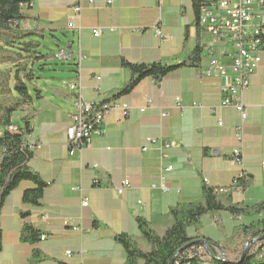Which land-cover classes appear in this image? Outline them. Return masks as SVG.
<instances>
[{"label": "crops", "instance_id": "obj_1", "mask_svg": "<svg viewBox=\"0 0 264 264\" xmlns=\"http://www.w3.org/2000/svg\"><path fill=\"white\" fill-rule=\"evenodd\" d=\"M76 6L81 8L79 18H75ZM24 13L25 24L31 28L23 27L24 33H63L68 44L58 52L65 50L74 58L66 62L60 78L40 88L41 99L13 115L12 131L24 130L22 119L28 116L26 139L33 150L29 164L48 185L42 205L30 207L27 218L21 215L22 197L35 186L33 182H21L6 199L0 211V264H31L34 251L40 253L36 264H126L127 253L118 236L140 238L139 217L157 231L162 227L163 232L169 209L200 201L204 186L226 187L237 180L243 193L230 194L234 203L248 206L264 201V51L244 94L243 161L233 164L239 145L235 133L242 116L233 107H221L222 79L203 73L212 57L205 47L213 45L222 62L230 64L231 60L221 56L226 44L214 43L210 33L197 25L193 0H118L113 4L107 0H35ZM72 21L73 27H68ZM98 27L105 33L97 37L92 31ZM109 27L117 30L111 32ZM158 30L168 39L158 37ZM199 40L204 47L199 67L178 68L162 81L143 80L132 93L116 99L131 107L129 114L111 110L104 121L106 133L84 144L80 153L70 154L68 114L75 111L76 94L69 82L81 76L83 97L102 103L130 81L124 61L180 64ZM176 97H181L182 108L177 107ZM147 98H152L153 106L141 112ZM199 103L203 106L195 105ZM149 137L158 142L149 143ZM168 166L173 169L165 170ZM125 182L128 185L119 193ZM85 199L87 206L82 204ZM259 217L264 218V213ZM242 221L249 222L229 211L211 213L192 234L219 255L242 246L244 234L235 238L232 234ZM25 222L45 238L23 241ZM229 239H233L231 244ZM247 242L248 237L244 246Z\"/></svg>", "mask_w": 264, "mask_h": 264}, {"label": "trees", "instance_id": "obj_2", "mask_svg": "<svg viewBox=\"0 0 264 264\" xmlns=\"http://www.w3.org/2000/svg\"><path fill=\"white\" fill-rule=\"evenodd\" d=\"M34 1L0 0V32L12 38L11 42H16L15 40L19 42L26 35H32V33H24L22 28L27 17L24 11L30 9ZM200 4L201 0H193L198 26ZM21 43L27 45V49H25L27 52H32L31 48L40 46L38 42L34 41ZM11 47L15 48V45L11 44ZM203 48L199 40L189 56L180 64L168 65L160 62L147 64L124 61L122 65L128 68L131 73L130 81L118 95L99 103L97 109H101L102 105L108 101L129 95L145 79L151 78L162 81L178 68L199 67L203 59ZM7 50L13 51V49ZM42 57L44 59L54 58L55 54H46ZM25 71L26 68H24ZM20 72L21 69L17 68L13 89L10 90L5 81L4 85L0 84V95L9 92L14 98L0 103V211L8 196L21 182L31 181L35 186L26 189L22 197L24 208L21 210V215L23 218H27L31 214L30 207L36 208L42 205L48 183L33 171L29 164L33 150L26 139V134L29 131L28 116L22 119L25 123L24 130L11 131L10 129L15 112L21 110L24 105L34 99L42 98V92L39 88H34L35 94L30 92L28 84L21 78ZM29 79H34V77ZM213 188L204 186L202 199L199 202L182 204L169 209L165 214L168 221L162 233H159L146 219L139 217L137 221L141 232L140 238H133L127 234L118 236V242L127 253L126 264H170L180 249L199 239L198 236L192 234L195 225L206 215L221 211H229L235 218L246 217L249 222L238 223L234 231L236 236L243 233L245 237H248V242H254L251 243L250 250L242 261H240L242 254L235 260H225V257L214 255L210 251L209 264H264V240H261L264 236V218L259 217V214L264 213V201L254 205L240 206V204L233 202L230 194L218 193ZM41 237L42 232L38 228L29 222L24 223L21 231L23 241L35 243ZM142 242L147 248H144ZM194 247L195 245L190 246L180 252L173 264L199 263L198 257L187 258L184 254L185 251ZM39 257V251H34L31 264H36L40 260Z\"/></svg>", "mask_w": 264, "mask_h": 264}, {"label": "built area", "instance_id": "obj_3", "mask_svg": "<svg viewBox=\"0 0 264 264\" xmlns=\"http://www.w3.org/2000/svg\"><path fill=\"white\" fill-rule=\"evenodd\" d=\"M94 0H90L93 3ZM118 0H107L108 4H113ZM79 6L74 7L75 18L80 17ZM74 22L68 24L73 27ZM26 26V24H25ZM199 26L210 33L215 43H223L226 46L221 52V56L228 57L231 62L226 64L221 61L220 56L215 55L213 45H207L208 53L212 55L208 64L205 66L203 73L206 76H219L222 79L221 90L223 100L221 107H233L241 113L242 122L236 128V138L239 145L234 149L231 162L233 164L242 163L243 161V141H244V121L247 118V109L244 103L245 91L250 87V77L261 61V53L264 51V0H201L199 11ZM111 32L116 31L115 27H109ZM94 36H102L105 33L103 27H98L92 31ZM156 35L162 40L168 39L161 32L156 31ZM79 59H83L81 50H79ZM57 58L66 62L74 58L73 53L61 50ZM69 89L76 94L75 111L68 114L69 125L67 127L68 145L70 154L74 155L82 151L84 144L89 145L94 137L102 136L106 133L104 121L107 114L114 109H120L127 116L130 106L126 102L118 100L108 101L104 103L101 109H97L99 103L86 100L82 95L83 85L81 76L76 80L68 83ZM147 106L140 110L144 112L147 107L153 106L152 98H147ZM176 105L182 108L181 97H176ZM202 107L201 103L195 104ZM166 113H162L165 116ZM223 126V121L218 123ZM11 129V128H10ZM12 131V130H11ZM147 141L155 145L158 140L149 137ZM166 146H169L168 144ZM149 147H143L147 150ZM162 144L159 149L162 150ZM214 154H217L215 151ZM264 170V163L262 165ZM172 166H168L165 170H172ZM207 182V180H205ZM125 185L118 188V192L122 193ZM164 189V186L161 185ZM214 190H222V194L243 193L241 186L236 180L231 186L214 187ZM141 203V201L139 202ZM83 206L89 204L88 199L83 201ZM45 236H42L44 239ZM207 246H197L184 252L187 258H199L197 264H209L210 250ZM207 249V251H206ZM70 254V252H67ZM219 254H225L221 252ZM226 255V254H225ZM180 264V263H178ZM190 264V263H187Z\"/></svg>", "mask_w": 264, "mask_h": 264}, {"label": "rangeland", "instance_id": "obj_4", "mask_svg": "<svg viewBox=\"0 0 264 264\" xmlns=\"http://www.w3.org/2000/svg\"><path fill=\"white\" fill-rule=\"evenodd\" d=\"M25 28H27L26 30H31V28H28V25L25 26L24 24V29ZM11 39L12 38L8 37L6 34L0 32V84L4 85V83L7 82V85L9 86L10 90L13 89L14 77L17 68L21 69V78L26 81L32 94H35L34 88L43 89L45 86L49 85L50 81L53 80V78H60L59 75L61 74V70L66 69V67H64L66 65L65 60L57 57L49 59H44L42 57L46 54L57 55L59 53L58 51L60 48L67 46L68 40L65 38L63 33H60L58 35L56 33L47 32V34L43 36H39L37 34L26 35L23 39L25 42L34 41L40 44L39 47L31 48L32 52H27L25 50L27 49V45L21 43L24 42L23 40H20L19 42H17V40H15L16 42H11ZM11 44H14L15 48H12ZM7 49H13V51H8ZM24 68H26L25 72ZM32 76L34 77V79L30 80L29 78H32ZM12 99H14L13 95L9 92L0 95V103ZM218 213L219 212H214L212 214L217 215ZM199 223L195 226L199 227ZM158 231L161 233L162 227H159ZM223 232L228 234V236H230L231 234L228 230L225 231L223 229ZM232 234L235 238L236 232ZM246 239L247 237H244L242 239V246L239 249L238 246L237 249L235 248L236 246L227 249L225 251V260H235L237 257H239L246 247L244 246V242ZM232 241L233 239H229L230 244L232 243ZM142 245L144 246V248H147L143 242ZM249 247H251V244ZM235 254L236 256L233 257Z\"/></svg>", "mask_w": 264, "mask_h": 264}, {"label": "water", "instance_id": "obj_5", "mask_svg": "<svg viewBox=\"0 0 264 264\" xmlns=\"http://www.w3.org/2000/svg\"><path fill=\"white\" fill-rule=\"evenodd\" d=\"M261 240H264V236L261 238ZM252 242H254V241H250V242L247 243V245H246V247H245V249H244V251H243V253H242V255H241V259H240V261H242V260L246 257V255H247V253H248V251H249V248H250L249 246H250V244H251ZM194 244H202V245H204V246H207V243H206L205 241H202V240L191 242V243H189L188 245H186L185 247H183L182 249H180V250L177 252V254H176V255L173 257V259L171 260L170 264H173V263L175 262L176 257L179 255L180 252H182L184 249H186V248H188V247H190V246H192V245H194Z\"/></svg>", "mask_w": 264, "mask_h": 264}, {"label": "bare ground", "instance_id": "obj_6", "mask_svg": "<svg viewBox=\"0 0 264 264\" xmlns=\"http://www.w3.org/2000/svg\"><path fill=\"white\" fill-rule=\"evenodd\" d=\"M218 193H222V190H216ZM194 245H198V246H201V245H199V244H194ZM194 245H192V246H194ZM219 256L220 257H225V254H219Z\"/></svg>", "mask_w": 264, "mask_h": 264}]
</instances>
